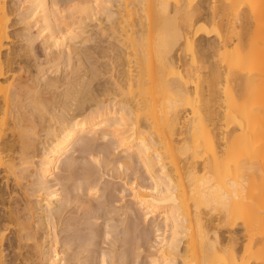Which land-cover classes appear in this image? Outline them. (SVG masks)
I'll return each instance as SVG.
<instances>
[{
  "label": "bare ground",
  "instance_id": "1",
  "mask_svg": "<svg viewBox=\"0 0 264 264\" xmlns=\"http://www.w3.org/2000/svg\"><path fill=\"white\" fill-rule=\"evenodd\" d=\"M263 41L264 0H0V264H66L56 173L87 136L150 179L133 189L156 226L149 264H264ZM103 74L97 97L86 78ZM30 171L37 204L9 188Z\"/></svg>",
  "mask_w": 264,
  "mask_h": 264
},
{
  "label": "rangeland",
  "instance_id": "2",
  "mask_svg": "<svg viewBox=\"0 0 264 264\" xmlns=\"http://www.w3.org/2000/svg\"><path fill=\"white\" fill-rule=\"evenodd\" d=\"M91 20L88 19L90 24L88 21L87 22L90 26L88 27L87 25V28H90L89 30L94 36L100 31L98 26L100 21L98 22V18L95 20V22H92L93 20ZM104 21L102 22L103 24L100 23V26L101 24H107V21ZM92 26L93 30H91ZM18 27H20V25L15 24L11 29L14 31L18 29ZM95 30H98V32H96ZM108 32H110L109 29ZM102 36L106 37V41H108V38L111 35L108 36L105 33V35ZM102 36L101 38L97 36L98 38L96 37V39L102 42L103 40H105V38L103 39ZM96 39L94 38V42L96 41ZM106 41H103L104 43L102 42L100 44L102 49H100V46H98V43L100 42H95V44H98L96 45L97 47L93 45L94 42L90 43L89 46L93 47H91L92 49H89L88 46L87 48L89 49V51H87L90 52L93 50L91 54V57L93 56V58L90 59L97 60L96 63L98 64V66H101L100 68L106 67V69H109L111 67L109 62H114L112 61L113 59L110 56L107 58H102L103 55L105 56L107 52L102 54V57L100 56V52H103L106 49L104 47L108 45V42L106 43ZM38 44L40 43L38 42ZM103 44L106 45L102 46ZM37 47H39L38 51L40 52V54L45 52L41 44ZM83 48H86V46H84ZM99 49L100 52L98 51ZM84 50L85 49H83V51ZM94 53H96L95 56ZM43 54V57H45V53ZM98 56L100 57L97 59L96 57ZM76 58L77 56H74L75 60L73 59V61L77 63L78 60H76ZM93 60L91 61L93 62ZM98 61H100V63H98ZM101 61L103 62V66L100 65L102 63ZM104 62L107 66H104ZM102 70L103 69H101V71ZM80 71V74L84 72L83 70ZM75 76H77V74H75ZM106 77L108 78V76H104L103 74L101 75V77L97 75V79L94 78L93 80H91L90 78H86V85H91L90 87L92 88V91L91 88L90 91L95 92L96 94L99 93L97 97H101L100 92L104 91L103 88L106 89L105 85H110V82L106 80ZM112 78L113 77H109V80H111ZM88 80L95 81L91 84H88ZM102 82L104 84H108L104 85ZM99 84L103 85V87ZM95 93H93V95H90L89 93H87L89 94L87 95L85 93L87 97L83 93V96H85V98H88L89 100L90 96L96 97L94 96L96 95ZM103 95L104 94H102V97ZM91 100L92 99L90 98L89 101ZM85 139V142H87V144L82 143L83 146L81 144H78V147H82L78 148L76 146V148L65 154L63 159H61L58 172L56 173L57 178L60 180L59 186L62 190L60 199L55 200L51 207V214L54 217V220L52 219V221H54L53 227H55L56 229L54 230L58 239L57 248L59 250L62 249V252H66L64 253V255H62L66 260V264H98L100 262L102 252H105L107 253V255H109V264H149V258L154 255V251H156L158 247L156 245V226L155 223H152L154 219H146V217H144L145 211H143L138 203H136L137 201H135L136 197L135 195H133L135 194L133 189L136 190L135 186L137 185V183L146 184L148 182L149 184L150 179L148 178L147 174L144 172L143 167L140 166L136 158L127 161L126 154L119 149L116 148V150L114 148L116 146L113 143L112 138L108 140L106 139L104 141V139L101 140L99 138H96L97 140H95V138L87 136V138ZM88 140H90L91 143ZM92 152L95 154L97 153L96 155H99L97 161L92 157ZM95 154L94 156L96 157ZM28 173L26 174L27 176L25 175L27 178H23L25 180L22 179L23 182L21 181L20 184L11 183L12 185H10L9 188L10 190L15 188L18 189H15L14 193L16 195L18 193L16 198L20 202L21 200L23 203L25 202L24 195L28 193L29 198L37 204V199L34 196L36 194L30 195L29 193H34V190L39 187L37 185L39 183V180H36L37 176L33 174L35 172L30 171ZM91 182L98 184L97 186L99 187H97L99 191L94 195H91L87 191V186ZM47 183H49L48 185H52L54 181L50 180ZM19 192H21L22 194ZM14 198L15 195L13 194V197L11 199L13 200ZM25 198L27 200V196H25ZM33 202L32 204H34ZM35 208L37 209V206H35ZM44 230L45 229H40V235H42V232H44V236ZM100 230H103L102 233ZM104 230H109L110 234L105 235ZM109 232H107L106 234H108ZM8 244L9 243L6 242V247L10 248ZM139 245L140 248H138ZM11 248L9 249V252L13 254L14 252H11ZM151 253L152 255H150Z\"/></svg>",
  "mask_w": 264,
  "mask_h": 264
}]
</instances>
